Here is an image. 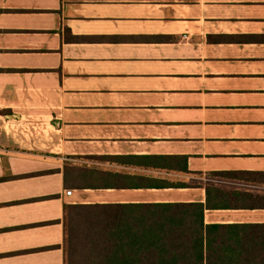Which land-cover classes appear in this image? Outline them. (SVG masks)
<instances>
[{"label":"crops","instance_id":"obj_1","mask_svg":"<svg viewBox=\"0 0 264 264\" xmlns=\"http://www.w3.org/2000/svg\"><path fill=\"white\" fill-rule=\"evenodd\" d=\"M155 202L264 223V0H0V264Z\"/></svg>","mask_w":264,"mask_h":264},{"label":"trees","instance_id":"obj_2","mask_svg":"<svg viewBox=\"0 0 264 264\" xmlns=\"http://www.w3.org/2000/svg\"><path fill=\"white\" fill-rule=\"evenodd\" d=\"M199 202L66 206L65 264H264V223H205Z\"/></svg>","mask_w":264,"mask_h":264},{"label":"built area","instance_id":"obj_3","mask_svg":"<svg viewBox=\"0 0 264 264\" xmlns=\"http://www.w3.org/2000/svg\"><path fill=\"white\" fill-rule=\"evenodd\" d=\"M67 193L70 194L71 193V190H67Z\"/></svg>","mask_w":264,"mask_h":264}]
</instances>
